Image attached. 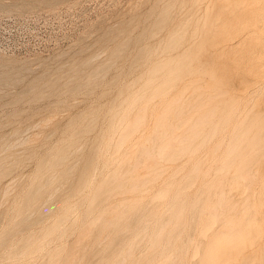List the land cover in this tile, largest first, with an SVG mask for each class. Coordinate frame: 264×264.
<instances>
[{"label":"rangeland","instance_id":"374dc122","mask_svg":"<svg viewBox=\"0 0 264 264\" xmlns=\"http://www.w3.org/2000/svg\"><path fill=\"white\" fill-rule=\"evenodd\" d=\"M262 189L264 0H0V264H264Z\"/></svg>","mask_w":264,"mask_h":264},{"label":"bare ground","instance_id":"6f19581e","mask_svg":"<svg viewBox=\"0 0 264 264\" xmlns=\"http://www.w3.org/2000/svg\"><path fill=\"white\" fill-rule=\"evenodd\" d=\"M204 1H205V0H204ZM201 2H202V1H201ZM91 60H92V59H91ZM102 66H103V65H102ZM103 67H104V66H103ZM155 67H156V66H155ZM104 68H105V67H104ZM200 84H201V82H200ZM205 84H206V83H205ZM194 85H195V84H194ZM206 86H207V85H206ZM206 86H205V87H206ZM207 87H208V86H207ZM207 87H206L205 89H207ZM209 87H210V86H209ZM209 87H208V88H209ZM198 88L201 90V92H200V90H198V89H196V90H198L201 94H203V93H202V90H203L204 88L201 89V86L198 87ZM210 88H211V87H210ZM212 88H213V87H212ZM193 90H194V89H193ZM193 90H192V91H193ZM196 90H195V91H196ZM208 90H209V89H208ZM210 90H211V89H210ZM192 91H191V92H192ZM204 91H205V90H204ZM213 91H216V90H212V92H213ZM191 92H190V93H191ZM196 92H197V91H196ZM196 92H194V94H195ZM209 92H210V91H208L207 93H209ZM219 92H220V91H218V94L215 93L216 96H219V95H220ZM223 92H224V91L221 92L222 95L225 94V93L223 94ZM190 93L188 94L189 96H190ZM192 93H193V92H192ZM192 93H191V95H193ZM173 95H174V94H173ZM195 95H199V94L196 93ZM209 95H210V94H209ZM213 95H214V92H213ZM222 95H221V96H222ZM181 96H182V95H181ZM189 96H188V97H189ZM193 96H194V95H193ZM193 96H192V97H193ZM206 96H208V94H207ZM214 96H215V95H214ZM216 96H215V98H216ZM183 97H184V96H183ZM188 97L185 98V100H182V98H179V99L182 100V105H183V103H184V105H183L184 107H185V105H187L188 109L192 112V110L190 109V107H191L192 105H194V104H192V105L190 106V104L187 103L188 100H189ZM192 97H189V98H192ZM202 97H203V96H202ZM208 97H209V98H208ZM208 97H206V98L203 97V98H205V100H203V99L201 98V95H200V97H197L198 99H197L196 96H195V98L197 99V101H198V102L200 101V103H202L203 101H204V102H209L208 100H211V98H212V100H214V97H210V96H208ZM207 98H208V100L206 101ZM179 99H178V100H179ZM186 99H188V100L186 101ZM199 99H200V100H199ZM172 100H173V99H172ZM172 100L170 101V102H171L170 104H172V106H174L175 109H173V110H177V111H178L180 108H181V110H182V108H184V107H180L179 105H178V106L173 105V104H177V103H175V102H179V101H178L177 99H175V101L173 100V101H174V103H173ZM176 100H177V101H176ZM181 100H180V101H181ZM191 100H192V99H191ZM194 100H195V99H194ZM166 101H167V100H166ZM183 101H185V102H183ZM197 101H195V102H197ZM195 102H194V103H195ZM210 102H211V101H210ZM158 103H159V102H158ZM200 103H199L198 105H197V104H195V105H196V106H199V105H201ZM164 104H165V103H164ZM168 104H169V102L167 103V105H168ZM178 104H181V103H178ZM214 104H215V103H214ZM214 104H213V105H214ZM217 104H218V103H217ZM182 105H181V106H182ZM202 105H203V104H202ZM202 105H201V107L199 106V108H202V109H203L204 105H203V107H202ZM205 105H206V107H204V109H206V108L211 109V108L209 107L210 104L208 105V107H207V103H205ZM165 106H166V105H165ZM170 106H171V105H170ZM189 106H190V107H189ZM217 106H218V105H217ZM217 106H213L212 109L217 108ZM161 107H162V106H161ZM161 107H160V108H161ZM179 107H180V108H179ZM211 107H212V106H211ZM214 107H215V108H214ZM145 108H146V107H145ZM147 108L149 109V108H151V106H148ZM158 108H159V107H158ZM163 108H165V107L163 106ZM172 108H173V107H171V109H170V108L168 107V109H170L171 112H174V111H172ZM176 108H179V109H176ZM185 108H186V107H185ZM191 108H194V110H196V107H194V106L191 107ZM142 109H143V111L145 110L144 107H143ZM165 109H167V108H165ZM197 109H198V107H197ZM208 109H206V110H208ZM212 109H211L210 111H212ZM138 110H140V109H138ZM158 110H159V109H158ZM158 110H157V111H158ZM181 110H179V111H181ZM184 110L187 111V108H186V109H183L182 111L184 112ZM194 110H193V112H194ZM200 110H201V109H199V111H200ZM215 110L217 111L218 109H215ZM223 110H224V109H223ZM136 111H137V110H136ZM150 111H151V110L149 109V114H150ZM157 111H155V112H157ZM161 111H162V110H161ZM164 111H165V110H164ZM168 111H169V110H168ZM190 111L187 112V113H190ZM204 111H205V110H203V112H204ZM208 111H209V110H208ZM144 112H145V111H144ZM146 112L148 113V110H147ZM152 112H153V111H152ZM158 112H159V111H158ZM171 112H169V113L172 114ZM183 112H182V114H181L182 116H183L184 113H186V112H184V113H183ZM193 112H192V113H193ZM195 112H196V111H195ZM195 112H194V113H195ZM203 112H201V114H202L203 116L200 114V116H202V117H201V119H200L199 117H197V121H201L202 119H204V121H205V120L207 121V120L210 119V118H209V119L207 118L208 112H207V113H205V112L203 113ZM222 112H224V111H222ZM137 113H138V112H136V114H137ZM139 113H141V112H139ZM139 113H138V114H139ZM147 113H142V114H140V116H142L143 114H147ZM162 113H163V112H162ZM166 113H168V112H166ZM166 113H164V115H166ZM169 113H168V116L170 115ZM175 113H176V112H175ZM175 113H174V114H175ZM177 113H178V112H177ZM180 113H181V112H179V114H175V115H174V118H176V119L178 120L177 117H180V116H181ZM198 113H199V112H197V114H198ZM210 113H211V112H210ZM215 113H216V112H215ZM215 113H214V114H215ZM217 113H219V111H218ZM132 114H133V115H136V114H134V113H132ZM152 114H153V113H152ZM190 114H191V113H190ZM197 114H196V116H199V114H198V115H197ZM164 115H163V116H164ZM172 115H173V114H172ZM172 115H171V117H172ZM176 115H177V116H176ZM179 115H180V116H179ZM187 115H188V114H185V118L188 120V117H186ZM192 115H193V114H192ZM218 115H219V114H218ZM136 116H137V115H136ZM145 116H146V115H145ZM145 116H142L143 119H144ZM147 116H148V115H147ZM160 116H161V115L159 114V117H160ZM182 116H181V117H182ZM189 116H190V115H189ZM210 116H212V115H210ZM214 116H215V115H213L212 117H214ZM151 117H152V116H150L149 118H151ZM157 117H158V116H157ZM159 117H158V118H159ZM171 117H170V118H171ZM181 117H180V119H181ZM190 117H191V116H190ZM193 117H195V116L193 115ZM208 117H209V116H208ZM162 118H163V117H161V119H162ZM165 118L167 119L168 117L166 116ZM165 118H164V119H165ZM182 118H183V117H182ZM185 118L181 119V121H184ZM198 118H199V120H198ZM221 118H222V117H221ZM130 119L132 120V118H130ZM143 119H142V120H143ZM146 119H147V117H146ZM146 119H145V120H146ZM152 119H153V118H152ZM166 119H165V120H166ZM171 119H173V117H172ZM171 119H170V120H171ZM176 119H175V121H177ZM192 119H193V118H192ZM219 119H220V118H219ZM149 120H150V119H149ZM187 120H186V121H187ZM190 120H191V119H189V121H190ZM194 120H196V118L193 119V121H194ZM211 120H212V118H211ZM211 120H210V121H211ZM215 120H216V119H215ZM215 120H214V121H215ZM157 121H158V120H157ZM161 121L163 122L164 120H161ZM168 121H169V119H168ZM181 121H178V122H181ZM186 121H184V122H185V125H186V123H187ZM189 121H188V122H189ZM91 122H92V121H91ZM143 122H144V120H143ZM151 122H152V121H151ZM155 122H156V121H155ZM159 122H160V121H159ZM172 122H173V121H172ZM178 122H177V123H178ZM140 123H141V122H140ZM157 123H158V122H157ZM160 123H161V122H160ZM160 123H159V124H160ZM170 123H171V122H170ZM170 123H167L168 125L166 124V128L164 127L165 130L167 129V131H165L164 129H161L163 126L161 127L160 125H157V124H156L155 127H156V126H160V127H161L160 129H161L162 131H164L165 133H167L168 130H170V128L172 127V126L169 127V124H170ZM175 123H176V122H175ZM175 123L173 122V124H175ZM192 123H193L192 121H191V123H189L191 127H192V125L194 124V123H193V124H192ZM195 123H197V122H195ZM199 123H200V122H198L197 124L200 125L202 122H201L200 124H199ZM204 123H206V122H204ZM207 123H208V122H207ZM149 124H150V123H149ZM149 124H148V126H149ZM161 124L164 125L163 123H161ZM181 124H183V123L181 122ZM181 124H178V125L181 126ZM191 124H192V125H191ZM197 124H196V125H197ZM209 124H211V122H209ZM243 124H244V123H243ZM129 125H130V124H129ZM153 125H154V124H153ZM153 125H151L152 128H153ZM175 125H176V124H175ZM178 125H176V127H177ZM187 125H188V123H187ZM202 125H203V123H202ZM206 125H208V124H206ZM164 126H165V125H164ZM167 126H168V127H167ZM211 126H212V124H211ZM211 126H209V127L207 126L208 129H207V128H206V129H207V130H211V129H212ZM143 127H144V126H143ZM191 127H190V129H192ZM203 127L205 128L204 125H203ZM210 127H211V129H209ZM127 128H129V126H126V129H127ZM158 128H159V127H158ZM173 128H174V127H173ZM182 128H183V126H182ZM188 128H189V126H188ZM200 128H202V127H200ZM243 128H244V127H243ZM126 129L124 128V130H126ZM149 129H151V128H149ZM160 129H158V130H160ZM171 129H172V128H171ZM175 129H177V128H175ZM180 129H181V128H180ZM180 129H178V131H180ZM183 129H185V128H183ZM183 129H181V130H183ZM186 129H187V126H186ZM202 129H203V128H202ZM241 129H242V128H241ZM155 130H156V129H155ZM161 130H160V131H161ZM187 130H188L189 134L192 135V136L190 137V139H191V138L193 137V133L195 132V131H193V130H195V126H194V128H193V130H192V131H193L192 134L190 133L189 129H187ZM187 130H183V132L181 131V132H182V133L180 132L181 134L178 133V134H180L179 136H181V135H182L183 133H185ZM198 130H199V129H197V131H198ZM204 130H205V129H203V131H204ZM162 131H161V132H158V133H161V134L164 133V132H162ZM172 131H174V130L169 131V135H170V134L173 135V132H172ZM184 131H185V132H184ZM192 131H191V132H192ZM201 131H202V130H201ZM242 131H243V130H242ZM242 131H241V132H242ZM152 132H153V131H152ZM170 132H172V133H170ZM175 132H177V130H176ZM175 132H174V133H175ZM188 132H187V133H188ZM205 132H206V131H205ZM137 133H138V132H137ZM165 133H164V135H165ZM195 133L197 134V132H195ZM195 133H194V134H195ZM198 133L203 134L202 132H198ZM209 133H210V132L208 131V134H209ZM156 134H157V133H156ZM185 134H186V133H185ZM185 134H184V135H185ZM189 134H188L187 136H189ZM196 134H195V135H196ZM208 134H207V135H208ZM237 134H238V133H237ZM151 135H152V133H151ZM167 135H168V134H166V137H168ZM174 135H175V134H174ZM174 135L171 136L172 139L170 138V140H173V137H175V136H177V138H178V135H177V134H176L175 136H174ZM195 135H194V137H195ZM215 135H216V133H215ZM235 135H236V134H235ZM156 136H157V135H156ZM156 136H154V137H156ZM161 136H163V135H160V137H161ZM182 136H183V135H182ZM196 136H199L198 138H200V139H201V137H203L202 135H199V134L196 135ZM200 136H201V137H200ZM184 137H185V136H184ZM213 137H214V136H213ZM141 138H142V137H141ZM147 138H148V137H147ZM147 138H146V139H147ZM151 138H153V137L151 136ZM151 138H150L148 141L151 140V142H152L153 139H151ZM161 138H163V137H161ZM168 138H169V137H168ZM180 138H181V137H180ZM198 138H196V139H197L198 142H200ZM206 138H207V137H206ZM23 139H24V138H23ZM115 139H116V138H115ZM144 139H145V138H144ZM144 139H143V140H144ZM156 139H157V138H156ZM178 139H179V138H178ZM181 139L185 140L186 137H185V139H184L183 137H182ZM181 139H179L178 143L183 141V140H181ZM194 139H195V138H194ZM194 139H193V140L191 139V140H192V143H193ZM161 140H163V139H161ZM161 140H158L157 142L159 143V141H161ZM167 140H168V139H167ZM180 140H181V141H180ZM187 140H188V139H187ZM25 141H26V140H25ZM140 141H141V140H140ZM140 141H139V142H140ZM145 141H147V140H145ZM148 141H147V142H148ZM154 141H156V140L154 139ZM188 141H189V140H188ZM188 141H187V142H188ZM197 141L195 140L194 142L196 143ZM21 142H22V141H21ZM114 142H116V140H115ZM141 142H143V141H141ZM141 142H140V144H141ZM157 142H156V143H157ZM168 142H171V141L168 140ZM174 142H175V141H174ZM174 142L172 141V145H173ZM187 142H186V145H187ZM190 142H191V141H189V143H190ZM204 142H205V141H204ZM217 142H218V140H217ZM219 142H220V141H219ZM112 143H113V142H112ZM143 143H144V142H143ZM152 143H153V142H152ZM152 143H151V145L154 146L153 144H154L155 142H154L153 144H152ZM160 143H163V142H160ZM175 143H176V142H175ZM184 143H185V141H184L183 143H179V146H181V145L184 144ZM189 143H188V144H189ZM192 143H191V144H192ZM195 143H194V144H195ZM19 144H20V143H19ZM129 144H130V141H129L128 139H126L125 141H122V143H120V146H121V145L129 146ZM144 144H145V143H144ZM144 144H142V145H144ZM146 144H147V143H146ZM148 144H149V142H148ZM180 144H181V145H180ZM216 144H217V143H216ZM219 144H220V143H219ZM219 144H217L216 147H218ZM244 144H245V143H244ZM84 145H85V144H84ZM132 145H133V144H132ZM142 145L140 146V148L142 147V150H143V146H142ZM155 145H156V144H155ZM160 145H161V144H160ZM176 145H177V144H175L174 146H176ZM145 146H146V145H145ZM145 146H144V147H145ZM168 146L173 147V146H171V143H169ZM189 146H190V145H189ZM191 146H192V145H191ZM191 146H190V147H191ZM193 146H194V145H193ZM193 146H192V148H193ZM8 147H9V146H8ZM8 147H7V148H8ZM149 147H150V146H149ZM177 147H178V145H177ZM177 147H176V148H177ZM183 147H184V146H183ZM183 147H181L180 150H181ZM186 147H187V148H184V150H185V149L188 150V146H186ZM194 147H195V146H194ZM201 147H202V145H201ZM216 147H214L215 150L217 149ZM156 148H157V147H156ZM167 148L169 149V147H166V149H167ZM192 148H190V150H191ZM196 148H197V147H195V149H196ZM240 148H241V147H240ZM5 149H6V148H5ZM77 149H78V148H77ZM144 149L150 151V150L148 149V147H147V149H146V147H145ZM150 149L154 151V148H151V147H150ZM166 149H165V151H166ZM168 149H167V150H168ZM171 149H172V148H170V150H171ZM174 149H175V148H174ZM178 149H179V148H177V150H178ZM199 149H200V147L197 148V150H199ZM136 150H139V149L136 148ZM136 150H135V151H136ZM145 150H143V151H145ZM170 150H168V152H169ZM175 150H176V149H175ZM175 150H173V151L175 152ZM177 150H176V151H177ZM180 150H178V151H180ZM190 150H189V151H190ZM261 150H262V149H261ZM135 151H133V152L135 153ZM143 151H142V152H143ZM153 151H151V152H149V153H146V154H145V152L142 153L141 151H138V154H139V152H141V156H142V154H143L144 156H145V155L147 156V154L149 155V154H151ZM163 151H164V150H163ZM163 151H162V152H163ZM189 151H188V152H189ZM192 151H193V150H192ZM124 152H125V151H124ZM126 152H127V151H126ZM126 152H125L124 154H126ZM166 152H167V151H166ZM93 153H94V151H93ZM163 153H164V152H163ZM178 153H179V152H178ZM185 153H186V154H183V155H187V151H185ZM234 153H235V152H234ZM234 153H233L232 155H235ZM138 154H137V155H138ZM152 154H153V153H152ZM152 154H151V155H152ZM174 154H176V153H174ZM188 154H191V153H188ZM237 154H239V151L236 152V157H237ZM65 155H66V154H65ZM126 155H127V154H126ZM137 155H136V156L133 155V156H135V157L137 158ZM178 155H179V154H178ZM180 155H181V153H180ZM119 156H121V155H119ZM141 156H138V157H139V161L143 159ZM146 156H145V157H146ZM149 156H150V155H149ZM149 156H147L146 158H150ZM161 156H162V153H161ZM163 156H164V155H163ZM165 156H167V158H169V157H168L169 155H167V153H166ZM171 156H172V155H171ZM16 157H17V156H16ZM124 157H125V156H124ZM145 157H144V159H145ZM154 157H155V156L152 157V158H153V162H155V161H154V160H155ZM159 157H160V156H159ZM173 157H174V155H173ZM173 157H170L169 159H172ZM233 157H234V156H233ZM236 157H235V158H236ZM140 158H141V159H140ZM162 158H163V157H162ZM165 158H166V157H165ZM177 158H178V156H177ZM179 158H180V157H179ZM202 158H203V157H202ZM229 158H230V157H229ZM229 158H227V160H228ZM235 158H233V159L235 160ZM253 158H256V157H253ZM66 159H67V158H66ZM150 159H151V158H150ZM174 159H175V158H174ZM191 159L193 160V157H192ZM215 159H216V158H215ZM64 160H65V159H64ZM91 160H92V159H91ZM91 160H90V161H91ZM147 160H148V159H147ZM165 160H166V159H163V162H164ZM172 160H173V159H172ZM172 160L169 161V160L167 159V162L165 161V163H168V161L172 163ZM227 160H226V161H227ZM230 160H232V159L230 158ZM234 160H233V161H234ZM85 161H86V160H85ZM90 161H89V163H90ZM136 161H137V160H136ZM139 161H138L137 164H135V162H134V163L131 162L132 164H134V166H133V165H131L132 167H131V166H128L129 168H131L130 172L133 170V167H134V169H135V167H136V168H137V167L140 168L141 164H139ZM148 161H149V160H148ZM151 161H152V159H151ZM151 161H150V163H149V162H147V163L151 164V163H152ZM160 161H161V160H160ZM160 161H159V162H160ZM175 161H177V160H175ZM233 161H232V162H233ZM254 161H255V160H254ZM64 162H65V161H64ZM64 162H62V163H64ZM140 162H141V161H140ZM143 162H144V161H143ZM143 162H142V163H143ZM145 162H146V160H145ZM173 162H174V161H173ZM179 162H181V161H179ZM227 162H229V161H227ZM232 162H231V163H232ZM157 163H158V161H157ZM161 163H162V161H161ZM174 163H176V162H174ZM174 163H173V164H174ZM74 164H75V163H74ZM138 164H139L140 166H139ZM144 164H145V163H144ZM162 164H163V163H162ZM168 164H170V163H168ZM173 164H172V167H173ZM228 164H229V163H228ZM87 165H88V164H87ZM145 165H146V164H145ZM145 165H144V166L142 165V168L145 167ZM152 165H157V166H158V164H152ZM152 165H151V166H152ZM165 165H166V164H165ZM50 166H51V165H50ZM147 166H148V165H147ZM151 166H150V167H151ZM189 166H190V165H189ZM242 166H243V165H242ZM242 166H241V167H242ZM105 167H106V166H105ZM122 167H123V166H122ZM153 167H155V166H152V168H153ZM190 167H191V166H190ZM206 167H207V166H206ZM238 167H239V166H238ZM245 167H246V166H245ZM68 168H71V167H68ZM68 168H66V169H68ZM142 168H140V169H135V171L143 170ZM147 168H148V167H147ZM147 168H146V169H147ZM152 168H151V170H152ZM161 168H162V167H161ZM197 168H198V166L196 167V170H197ZM82 169H83V168H82ZM86 169H87V168H86ZM94 169H95V168H94ZM103 169H104V168H103ZM118 169H119V167H117V171L119 172L120 169H121V167H120L119 170H118ZM123 169H124V168H123ZM164 169H165V168H164ZM164 169L161 170V169L159 168V169H158L159 171H157V172H159V173H157V174L155 173V175H158V174L161 175L162 173L160 174V171L164 172ZM166 169L170 170V169H171V166H170V167L167 166ZM191 169H192V168H191ZM198 169H200V168H198ZM242 169H243V168H242ZM63 170H64V169H63ZM84 170H85V169H84ZM149 170H150V168H149ZM151 170H150V171H151ZM183 170H184V169H183ZM133 171H134V170H133ZM147 171H148V170H147ZM165 171H166V170H165ZM181 171H182V170H181ZM185 171H186V170H185ZM189 171H190V170H189ZM193 171H194V170H193ZM197 171H198V170H197ZM241 171H242V170H241ZM245 171H246V173L243 172V171H242L243 174L240 173V174L242 175V178H246L245 176H246V174H247L248 171H247L246 169H245ZM115 172H116V171L114 170V173H115ZM125 172L127 173V171H124V173L122 174L123 177L127 175ZM148 172H149V171H148ZM154 172H156V171H154ZM194 172H196V171H194ZM114 173L111 172L110 175H113V177H115ZM128 173H129V172H128ZM149 173H150V172H149ZM149 173H148V174H149ZM166 173H167V172H165V175H166ZM179 173H180V172H179ZM187 173H188V171H187ZM197 173H198V172H197ZM117 174H118V177H119L120 172L117 173ZM180 174H181V173H180ZM235 174H236V173H235ZM244 174H245V176L243 177ZM249 174H250V173H249ZM92 175H93V174H92ZM122 175H120L119 178H122V177H121ZM143 175H144V174H143ZM146 175H147V174H146ZM153 175H154V173H153ZM163 175H164V174H162L161 176H163ZM185 175H186V174H185ZM191 175H192V171H191ZM195 175H196V174H195ZM195 175H194V177H195ZM147 176H148V175H147ZM178 176H179V175H178ZM251 176H252V175H251ZM53 177H54V176H53ZM144 177H145V176H143V178H144ZM158 177H159V176H158ZM158 177L156 176L157 179H158ZM173 177H174V176H173ZM184 177H185V176H184ZM192 177H193V176H192ZM252 177H253V176H252ZM252 177H251V181H252ZM119 178L116 177V179H119ZM135 178H136V177H134V180H135ZM143 178H142V181L140 180L141 178H140V179H137V180H140V182L145 183V184L147 185V183L149 182V181H147V180H150V178L147 179V177H145V178H146L145 180H143ZM154 178H155V177H154ZM156 178H155V179H156ZM159 178H160V177H159ZM247 178H248V174H247ZM50 179H51V178H50ZM122 179H123V178H122ZM152 179H153V177H152ZM170 179H171V178H170ZM249 179H250V178H249ZM137 180H136V182L134 181L136 184L139 183V182H137ZM167 180H168V178H167ZM114 181H116V180H114ZM127 181H128V180H127ZM127 181L124 180V183H126ZM144 181H146L147 183L144 182ZM152 181H153V180H152ZM152 181H151V183H152ZM168 181H169V180H168ZM209 181H210V180H209ZM220 181H221V180H220ZM247 181H249V180H247ZM49 182H50V181H49ZM154 182H155V181H154ZM165 182H166V180H165ZM222 182H223V181H222ZM222 182H221V183H222ZM120 183H121V182H120ZM120 183H119V184H120ZM124 183H123V184H124ZM135 183H134V184H135ZM151 183H150V184H151ZM166 183L168 184V182H166ZM248 183H249V182H248ZM117 184H118V183H117ZM134 184L130 186V187L133 188V189H134L135 187H138V186H136V185H135V187H133ZM139 184H140V183H139ZM172 184H173V183H172ZM222 184H223V183H222ZM249 184H250V183H249ZM46 185H47V184H46ZM143 185H144V184H143ZM141 186H142V185L140 184V187H141ZM144 186H145V185H144ZM165 186H166V185H165ZM160 187H163V186H160ZM167 187H170V186L167 185ZM171 187H172V186H171ZM214 187H215V185H214ZM38 188H39V187H38ZM158 188H159V187H158ZM163 188H164V187H163ZM247 188H248V187H247ZM40 189H41V188H40ZM133 189H132V191H133ZM120 190H124V189L122 188V189H120ZM165 190H166V189H165ZM262 190H264V189H262ZM4 191H5V190H4ZM137 191H138V190H137ZM137 191H136V192H137ZM199 192H200V191H199ZM199 192H198V193H199ZM201 192H203V191H201ZM252 192H253V191H252ZM103 193H104V192H103ZM259 193H261V192H259ZM263 193H264V192H263ZM263 193H261V195H262ZM134 194H135V193H134ZM199 194H200V193H199ZM121 195H122V193H121ZM166 195H167V194H166ZM263 195H264V194H263ZM263 195H262V196H263ZM51 196H52V195H51ZM244 196H245V195H244ZM262 196H259V197H260V200H259V201H261V197H262ZM208 197H209V196H208ZM245 197H247V196H245ZM245 197H243V199H245ZM47 198H48V197H47ZM222 198H223V197H222ZM170 199H171V198H170ZM204 199H205V198H204ZM204 199H203V200H204ZM230 199H231V198H230ZM241 199H242V197H241ZM241 199H240V202H241ZM263 199H264V198H263ZM165 200H166V199H165ZM225 200H226V199H225ZM228 200H229V199H228ZM228 200H227V201H228ZM245 200H247V199H245ZM102 201H103V200H102ZM128 201H129V200H128ZM189 201H190V200H189ZM263 201H264V200H263ZM263 201H262V202H263ZM100 202H101V201H100ZM103 202H104V201H103ZM135 202H136V200H135ZM143 202H144V201H143ZM166 202H167V201H166ZM198 202H200V201L198 200ZM246 202H247V201H246ZM246 202H245V203H246ZM101 203H102V202H101ZM138 203H139V201H138ZM141 203H142V201H141ZM147 203H148V201H146V205H147ZM207 203H208V202H207ZM224 203H225V202H224ZM227 203H228V202H227ZM241 203H243V202H241ZM245 203H243V204H245ZM247 203H248V202H247ZM258 203H259V202H258ZM152 204H154V202H153ZM152 204H150V205H152ZM163 204H164V203H163ZM188 204H189V202H188ZM198 204H199V206L201 205V203H198ZM222 204H223V203H222ZM255 204H256V203H255ZM255 204H254V205H255ZM262 204H263V203H262ZM122 205H123V204H122ZM143 205H144V204L142 203V204H140L139 206L144 207ZM224 205H225V204H224ZM241 205H242V204H241ZM195 206L197 207L198 205H195ZM225 206H226V205H225ZM256 206H257V205H256ZM258 206H259V205H258ZM133 207H135V206H133ZM133 207H131V209L134 210V211H133V212H132V211L129 212V214H130V213H131V214H130V216L128 215L129 217L126 216L127 219L124 217L125 215L123 216V217L125 218V221L128 220V219H130V217H131V219L134 218V220L137 218V221L135 220V222L144 225L145 222H146V221H144L145 219H141V218H140V216L143 215V213L140 214V212H142L143 210H142V209H141V210L139 209V208H141V207H138L137 209H136V208L134 209ZM223 207H224V206H223ZM232 207H233V206H232ZM242 207H244V205L241 206V208H242ZM248 207H250V206L248 205ZM248 207H247L246 204H245V207H244L243 209L246 210V208H248ZM254 207H255V206H254ZM262 207H263V206H262ZM119 208H120V207H119ZM148 208H149V205H147V209H148ZM151 208H152V206H151ZM156 208H157V207H156ZM160 208H161V207H160ZM183 208H184V207H183ZM239 208H240V207H239ZM241 208H240V209H241ZM250 208H251V207H250ZM143 209H144V208H143ZM147 209H145V210H146L145 212H148V211H149V210H147ZM186 209H187V208H186ZM197 209H198V208H197ZM211 209H212V208H211ZM252 209H254V208H252ZM252 209H251V210H252ZM150 210H152V209H150ZM154 210H155V208H154ZM222 210H223V209H222ZM263 210H264V208H263ZM166 211H167V210H165V212H166ZM169 211H171V210H169ZM179 211H180V210H179ZM179 211L176 212V213H179ZM196 211H197V210H196ZM225 211H226V210H225ZM241 211H242V210H241ZM126 212H127V211H126ZM145 212H144V213H145ZM151 212H152V211H151ZM151 212H150V213H151ZM185 212H186V211H185ZM191 212H192V210H191ZM213 212H214V214H215V213L217 212V210H216V212H215V208H214V211H213ZM150 213H149L148 216H150ZM154 213H155V211H154ZM166 213H167V212H166ZM168 213H169V212H168ZM180 213H182V212L180 211ZM261 213H262V212H261ZM145 214H147V213H145ZM145 214H144V215H145ZM195 214H196V213H195ZM211 214H212V213H211ZM218 214H219V215H218ZM212 215H213V214H212ZM216 215L220 216L221 214H220V213H217V214H215V216H213V217H215V218L217 219L218 216L216 217ZM244 215H245V214H244ZM244 215H243V216H244ZM141 217H142V216H141ZM143 217H144V216H143ZM146 217H147V216H146ZM168 217H169V216H168ZM261 217H262V215H261ZM27 218H28V217H27ZM98 218H99V217H98ZM174 218H175V217H174ZM176 218H177V215H176ZM219 218H220V217H219ZM224 218H225V217H224ZM224 218H220V219H223V220H224ZM242 218H243V217H242ZM253 218H254V215H253ZM263 218H264V216H263ZM149 219H150V218H149ZM167 219H168V218H167ZM216 219H215V220H216ZM260 219H261V218H260ZM123 220H124V219H123ZM147 220H148V218H147ZM173 220H174V219H173ZM252 220L254 221V219H252ZM252 220H251V222H250L249 225H251V223H253ZM111 221H112V220H111ZM125 221H123V222H124V223H127V222H128V221H127V222H125ZM131 221H132V220H131ZM131 221H130V222H131ZM165 221H166V219H165ZM165 221H164V222H165ZM263 221H264V219H263ZM112 222H114V221H112ZM123 222L118 223V224H119V225H120V224L122 225ZM167 222H168V221H167ZM167 222H166V223H167ZM173 222L176 224V221H175V220H174ZM173 222H172V223H173ZM217 222H218V221H217ZM222 222H223V221H222ZM241 222H243V220H241ZM116 223H117V222H116ZM124 223H123V226L126 225V224L124 225ZM137 223H136V224H137ZM172 223L170 224V225L172 226V227H171L172 230H171V228H170V230L172 231V236H173L174 233H177V232L175 231V230H177V229H173V228H175V226L173 227ZM261 224H262V223H261ZM63 225H64V224H63ZM119 225H117V226H119ZM121 225H120L119 227H121ZM131 225H132V224H131ZM137 225H138V224H137ZM146 225H147V224H146ZM177 225H178V224H177ZM259 225H260V224H259ZM141 226H142V225H141ZM162 226H163V225H162ZM162 226H161V228H162ZM251 226H255V227H256V225H254V223H253V225H251ZM133 227H134V226H133ZM177 227H178V226H177ZM167 228H168V227H167ZM247 228H248V226H247ZM263 228H264V227H263ZM99 229H100V228H99ZM254 229H255V228H254ZM256 229H258V228H256ZM170 230H169V232H171ZM184 230H185V229H184ZM224 230H225V229H224ZM224 230H223V231H224ZM247 230H248V229H247ZM258 230H259V229H258ZM258 230H255V231H258ZM97 231H98V230H97ZM133 231H134V230H133ZM133 231H132V232H133ZM167 231H168V230H167ZM174 231H175V232H174ZM261 231H262V230H261ZM130 232H131V231H130ZM165 232H166V231H164L163 234H165ZM173 232H174V233H173ZM248 232H249V231H248ZM258 232H259V231H258ZM258 232H257V233H258ZM56 233H57V232H56ZM158 233H159V232H158ZM166 233H168V232H166ZM259 233H260V232H259ZM127 234H129V233L127 232ZM163 234L161 233V235H162L161 237L164 238ZM246 234H247V233H246ZM262 234H263V233H262ZM142 235L144 236V233H143ZM170 235H171V234L169 233L168 237H169ZM183 235H184V234H183ZM263 235H264V234H263ZM126 236H127V235L124 234V239H126V238H125ZM129 236H130V235H129ZM129 236H128V237H129ZM143 236H141V238H142ZM156 236H158V235H156ZM180 236H181V235H180ZM243 236H245V234H244ZM103 237H105V236H103ZM177 237H178V236H177ZM259 237H260V236H259ZM143 238H145V237H143ZM262 238H263V237H262ZM103 239H104V238H103ZM103 239H102V240H103ZM122 239H123V238H122ZM153 239H154V238H153ZM158 239H160V237H159V238L157 237L156 240H157L159 243H161V240L159 241ZM179 239H180V238H179ZM243 239H244V238H243ZM246 239H247V237H245V240H246ZM249 239H250V238H249ZM254 239H255V238H254ZM260 239H261V238H260ZM140 240H141V239H140ZM156 240H155V241H156ZM183 240H184V239H183ZM155 241H154V243H155ZM157 241H156V242H157ZM232 241H233V240H232ZM235 241H236V240H234V241L232 242V243H233L232 245H234V244L236 243ZM240 241H241V240H240ZM261 241H262V240H261ZM100 242H101V240L99 241V243H100ZM132 242H133V241H132ZM182 242H183V241H182ZM184 242H185V241H184ZM219 242L221 243V241H219ZM227 242H229L228 239H227ZM227 242H226V243H227ZM234 242H235V243H234ZM99 243H98V244H99ZM159 243H157L156 245H158ZM220 243H219V244H220ZM224 243H225V240H224ZM224 243L222 242V245H223ZM226 243H225V245H226ZM237 243H238V242H237ZM258 243H259V242H258ZM101 244H102V243H101ZM132 244H133V243H132ZM227 244H228V243H227ZM242 244H243V243H242ZM119 245H120V244H119ZM222 245L220 244V246H222ZM225 245H224V246H225ZM238 245H239V243H238ZM201 246H202V245H201ZM230 246H231V244H230ZM230 246H229V248H231ZM256 246L259 247L257 244H256ZM87 247H88V246H87ZM155 247H156V246H155ZM155 247H154V249H155ZM261 247H262V246H261ZM151 248H152V247H151ZM199 248H200V247H199ZM234 248H235V245H234ZM168 249H169V248H168ZM225 249H226V248H225ZM255 249H256V248H255ZM85 250H86V249H85ZM135 250H136V249H135ZM158 250H159V249H158ZM163 250H164V249H163ZM166 250H167V249H166ZM234 250H235V249H234ZM40 251H41V250H40ZM159 251H160V250H159ZM175 251H176V249H175ZM45 252H46V251H45ZM94 252H95V251H94ZM146 253H147V252H146ZM154 253H155V252H154ZM164 253H165V252H164ZM173 253H174V251H173ZM175 253L177 254V252H175ZM156 254H157V253H156ZM178 254H179V253H178ZM178 254L176 255L175 258H177ZM258 254H259V253H258ZM127 255H128V254H127ZM144 255H145V254H144ZM154 255H155V254H154ZM260 255H261V252H260ZM150 256H151V255H150ZM239 256H240V255H238V257H239ZM173 257H174V256H173ZM227 257L229 258V256H227ZM175 258H173V261H175ZM147 260H148V259H147ZM93 261H94V260H93ZM166 261H167V260H166ZM173 261H171V262H173ZM121 262H122V261H121ZM135 263H136V262H135ZM162 264H163V263H162ZM216 264H217V263H216ZM226 264H227V263H226ZM228 264H229V263H228Z\"/></svg>","mask_w":264,"mask_h":264}]
</instances>
